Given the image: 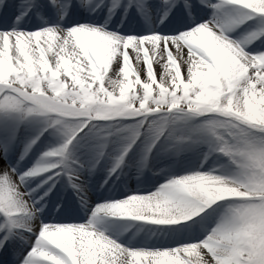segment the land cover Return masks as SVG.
I'll use <instances>...</instances> for the list:
<instances>
[{
	"label": "snow or ice",
	"instance_id": "snow-or-ice-1",
	"mask_svg": "<svg viewBox=\"0 0 264 264\" xmlns=\"http://www.w3.org/2000/svg\"><path fill=\"white\" fill-rule=\"evenodd\" d=\"M0 264H264V0H0Z\"/></svg>",
	"mask_w": 264,
	"mask_h": 264
},
{
	"label": "bare ground",
	"instance_id": "bare-ground-1",
	"mask_svg": "<svg viewBox=\"0 0 264 264\" xmlns=\"http://www.w3.org/2000/svg\"><path fill=\"white\" fill-rule=\"evenodd\" d=\"M159 71H160V69H159V67L157 66V67H156V72L159 73Z\"/></svg>",
	"mask_w": 264,
	"mask_h": 264
}]
</instances>
